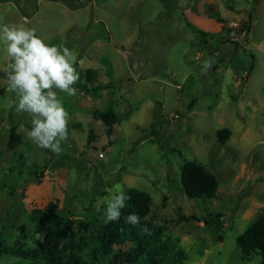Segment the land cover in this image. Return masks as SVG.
<instances>
[{
  "label": "rangeland",
  "instance_id": "obj_1",
  "mask_svg": "<svg viewBox=\"0 0 264 264\" xmlns=\"http://www.w3.org/2000/svg\"><path fill=\"white\" fill-rule=\"evenodd\" d=\"M10 23L74 49L80 80L77 95L59 93L70 119L57 155L27 137L31 118L15 110L0 51V242L11 249L2 264H49L32 254L47 205L95 222L107 207L98 198L131 187L150 193L147 220L185 254L171 264L261 263L244 259L236 238L264 215V0H0V24ZM112 100L122 122L110 134L93 111ZM12 127L24 137L16 149ZM186 161L216 176L215 197L186 194Z\"/></svg>",
  "mask_w": 264,
  "mask_h": 264
},
{
  "label": "trees",
  "instance_id": "obj_2",
  "mask_svg": "<svg viewBox=\"0 0 264 264\" xmlns=\"http://www.w3.org/2000/svg\"><path fill=\"white\" fill-rule=\"evenodd\" d=\"M79 3L82 5L83 2ZM85 74L87 81H93L94 71L92 69H87ZM109 87V84H97L92 86V90L97 91ZM93 116L106 126L110 134L122 122V118L115 112L113 106L104 110L95 109ZM151 134L155 135L153 129ZM230 135L231 129L229 128L217 130V137L222 143L227 142ZM95 138L94 131H90L88 144L92 145ZM23 142V135L12 127L9 131L7 147L16 149ZM181 183L190 198H213L219 188L216 176L197 161H186L182 165ZM126 194L130 196V199L126 200L125 207L121 210V219L109 223H105L104 219L86 223L75 222L61 216L53 210L51 204L40 210L38 214L35 209L34 212L43 225V233L37 238L32 254L39 255L49 264H98L94 260L95 257L87 256V250L91 247L96 249L95 254L102 252L108 255L104 261L109 264H171L182 261L185 254L177 248L178 245L171 238L164 237L162 227H154L147 220L151 212L150 193L131 187ZM132 212L139 214L141 218L137 225L127 224L124 220V217ZM211 215L217 217L219 213H211ZM236 241L244 259L259 254L262 256L260 264H264V215L257 218L244 232L239 234ZM10 251L11 249L1 241L0 258ZM0 264H2L1 260Z\"/></svg>",
  "mask_w": 264,
  "mask_h": 264
},
{
  "label": "clouds",
  "instance_id": "obj_3",
  "mask_svg": "<svg viewBox=\"0 0 264 264\" xmlns=\"http://www.w3.org/2000/svg\"><path fill=\"white\" fill-rule=\"evenodd\" d=\"M0 51L10 60L6 75L8 90L18 101L15 110L31 118L27 137L38 147L61 154V141L68 134L70 114L59 93L77 95L75 85L80 80L74 49L63 43H50L34 27L10 23L0 24ZM128 199L130 196L119 189L110 197L98 198V209L101 203L107 205L104 222L119 221ZM140 219L135 212L124 217L131 225L139 224Z\"/></svg>",
  "mask_w": 264,
  "mask_h": 264
},
{
  "label": "crops",
  "instance_id": "obj_4",
  "mask_svg": "<svg viewBox=\"0 0 264 264\" xmlns=\"http://www.w3.org/2000/svg\"><path fill=\"white\" fill-rule=\"evenodd\" d=\"M111 105L114 107V110H115V107L117 106L118 107V103L116 102V100H112L111 101ZM116 112V111H115ZM118 114V113H117ZM120 116V115H119ZM121 117V116H120Z\"/></svg>",
  "mask_w": 264,
  "mask_h": 264
},
{
  "label": "built area",
  "instance_id": "obj_5",
  "mask_svg": "<svg viewBox=\"0 0 264 264\" xmlns=\"http://www.w3.org/2000/svg\"><path fill=\"white\" fill-rule=\"evenodd\" d=\"M100 156H103V154H102V153H100Z\"/></svg>",
  "mask_w": 264,
  "mask_h": 264
}]
</instances>
